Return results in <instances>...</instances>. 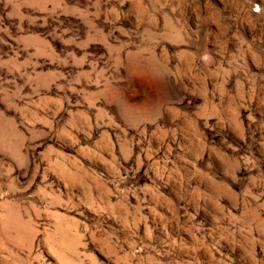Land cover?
Returning <instances> with one entry per match:
<instances>
[{"label": "rangeland", "instance_id": "obj_1", "mask_svg": "<svg viewBox=\"0 0 264 264\" xmlns=\"http://www.w3.org/2000/svg\"><path fill=\"white\" fill-rule=\"evenodd\" d=\"M0 264H264V0H0Z\"/></svg>", "mask_w": 264, "mask_h": 264}]
</instances>
